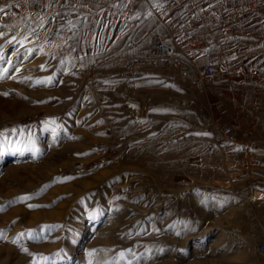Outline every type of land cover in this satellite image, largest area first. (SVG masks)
Wrapping results in <instances>:
<instances>
[{"label":"rangeland","instance_id":"374dc122","mask_svg":"<svg viewBox=\"0 0 264 264\" xmlns=\"http://www.w3.org/2000/svg\"><path fill=\"white\" fill-rule=\"evenodd\" d=\"M161 2L0 0V264H264V78L239 69L198 89L171 69L107 77L153 35L183 51L200 38L198 65L237 66L212 32L264 3ZM102 144L117 160L61 173Z\"/></svg>","mask_w":264,"mask_h":264},{"label":"built area","instance_id":"2783aa9c","mask_svg":"<svg viewBox=\"0 0 264 264\" xmlns=\"http://www.w3.org/2000/svg\"><path fill=\"white\" fill-rule=\"evenodd\" d=\"M151 1V0H145ZM171 0H162L161 3H169ZM252 9L257 11L264 10L263 6L254 3ZM154 12L159 11V6H153ZM197 23V16L192 15L186 20L185 27L189 31L193 30ZM172 44L162 40L158 35L151 37L149 49L142 54L128 56L124 59V70L108 75L107 77H114L122 75L125 72L133 71L135 69L153 67L156 69H171L175 71L181 79L189 82L192 86L198 89L204 88L207 84L216 81L220 76L225 74L223 64L220 62L206 63L198 65L196 53H203L206 49V42L200 38H193L189 44L190 50H176ZM117 56H112V61H118ZM93 66L81 70L85 75L93 72ZM83 82L78 81L75 84L76 89H82ZM43 114L36 115L31 118L33 123H41ZM216 136L226 145H232L229 152L231 155L238 154V137L235 130L230 126H224L216 129ZM228 147V146H227ZM119 152L114 144H102L98 146L95 154L87 161L78 160L73 162L69 167L61 168L63 175H86L94 169L117 160ZM259 249L264 251V242L259 245Z\"/></svg>","mask_w":264,"mask_h":264},{"label":"crops","instance_id":"0c3cea01","mask_svg":"<svg viewBox=\"0 0 264 264\" xmlns=\"http://www.w3.org/2000/svg\"><path fill=\"white\" fill-rule=\"evenodd\" d=\"M261 1L264 3V0ZM198 18L197 16V20ZM229 20V22H226L225 19H223L222 22H218L222 23V25H219L218 28L212 32V35L215 33L213 36H215V42L217 43L218 56L224 54L226 50L228 54L236 55V60L240 62L237 66H227L225 73L229 76H234L239 69H241L247 70L257 77L264 78V46L262 41L264 35V16H248L243 13L241 15H234L230 17ZM239 23H242L243 26L239 27ZM225 27L227 31H232L226 36L223 35ZM247 39L249 41H247ZM229 44H231L232 47H229ZM213 59L214 57L210 55L206 58V61H211ZM254 62L258 63L257 66L252 64ZM224 87L229 88L230 86ZM238 97L237 93L234 92L232 99V103H235L233 105V111L239 114L240 107L236 105L240 100Z\"/></svg>","mask_w":264,"mask_h":264},{"label":"snow or ice","instance_id":"6c2138e0","mask_svg":"<svg viewBox=\"0 0 264 264\" xmlns=\"http://www.w3.org/2000/svg\"><path fill=\"white\" fill-rule=\"evenodd\" d=\"M0 11H3V9H0ZM43 68V66H41ZM41 83H43V81H41ZM204 135H207V134H204ZM31 207V206H30ZM0 238H3V233L2 231H0ZM15 242V241H13ZM24 251H27V249H24Z\"/></svg>","mask_w":264,"mask_h":264}]
</instances>
